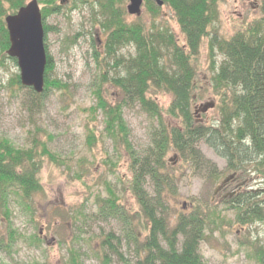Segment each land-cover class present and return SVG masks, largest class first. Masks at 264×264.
<instances>
[{
    "label": "trees",
    "instance_id": "1",
    "mask_svg": "<svg viewBox=\"0 0 264 264\" xmlns=\"http://www.w3.org/2000/svg\"><path fill=\"white\" fill-rule=\"evenodd\" d=\"M38 1L44 4V20L61 8L58 0ZM144 1L151 14L150 24L142 18L133 22L127 19L128 0H72L74 5L78 2L92 5L106 35L102 63L108 66L110 59L113 68L122 69L111 79L103 74L94 91L97 104L89 111L93 118L102 114L105 134L113 141L115 150L127 157L124 192L133 197L139 207L130 212L113 185L106 181L109 196L98 198L100 216L121 221L125 238L137 246V264H207L200 246L208 230L226 218L214 202L198 197H192L188 209L171 216L168 198L178 190L177 177L167 157L175 151L194 169L207 165L211 179L217 182L220 173L199 146L204 142L226 161L229 176L234 175L236 179L239 174H248L264 181V0L262 17L229 39L212 32L218 19L219 0H162L163 5L174 11L185 34L182 43L168 26L158 23L161 14L158 2ZM27 2L0 0V66L5 59L17 63V59L7 54L10 36L5 18L16 14ZM44 26L47 33L50 27L45 23ZM206 38H209L212 58V86L221 100L219 117L211 124L197 123L194 109L199 88L197 64ZM128 46H134V55L128 58L118 55L120 49ZM217 50L224 57L218 67L213 58ZM95 56L97 59L100 56L97 51ZM52 68L48 56L45 90L41 94L24 87L20 75L10 81V86L27 88L30 102L24 104L30 112L41 108L42 99L52 88H67L61 80L51 79ZM107 83L117 91L109 100L104 94ZM131 104H138L151 119L150 142L142 151L133 147L124 118V109ZM87 138L89 146L97 141L93 128L89 129ZM44 157L61 164L43 140L35 138L31 147L19 148L0 136V209L8 218L12 197L17 198L24 209L31 210L34 196L43 192L40 170ZM110 163L114 168L119 166L113 161ZM225 203L235 210V221L240 225L264 224V188L237 192ZM14 233L16 230L11 228L10 242ZM141 235H145L144 238ZM111 237L114 238V234L107 235L103 244L109 245L116 254ZM32 242L42 243V239L36 234ZM3 249L10 252L11 245L0 236V250ZM106 250L101 261L112 264ZM70 253L72 264H81V253L74 248ZM255 258L259 264H264V245L257 250Z\"/></svg>",
    "mask_w": 264,
    "mask_h": 264
},
{
    "label": "rangeland",
    "instance_id": "2",
    "mask_svg": "<svg viewBox=\"0 0 264 264\" xmlns=\"http://www.w3.org/2000/svg\"><path fill=\"white\" fill-rule=\"evenodd\" d=\"M262 2L219 0L218 19L212 32L221 38H231L238 30L262 17ZM57 4L61 8L44 20L45 25L50 27L45 35V46L53 66L49 73L51 79L61 80L67 88H52L42 99L41 108L30 112L24 104L30 102L27 88L10 86V81L20 75L18 64L5 59L0 66V136L19 148L31 147L35 138L43 140L61 163L43 158L40 179L44 190L34 196L31 210L24 209L14 197L10 199L9 218L0 209V236L11 245L10 252L0 250V264H72L71 248L81 253V264H103L101 257L105 249L112 258V264H137V246L125 238L124 225L113 217L100 216L98 202V198L109 196L105 185L107 181L130 212L138 209L135 199L124 192L123 182L127 179L129 162L125 155L115 150L113 141L105 134L102 114L93 118L89 111L97 104L94 91L103 74L111 79L122 69L113 68L110 59V65L102 63L106 35L92 5L81 2L74 5L72 0H58ZM40 6L43 8L44 4ZM160 7L158 23L168 26L180 43L185 42V34L174 11L166 5ZM150 15L144 3L140 16L128 13L127 19L133 22L142 18L150 24ZM96 51L100 55L98 59ZM134 54V46L124 47L118 52L126 58ZM213 58L217 67L224 59L218 50ZM211 65L209 38H206L197 64L199 88L194 106L197 123L201 124H211L219 117L221 100L212 86ZM104 88L108 100L117 94L110 83ZM164 103L167 106L168 100ZM204 104L215 106L202 112ZM124 118L130 128L133 147L142 151L150 142L151 119L138 104L125 107ZM90 128L95 130L97 138L93 146L87 142ZM199 146L205 158L216 166L220 180L215 182L211 179L207 165L194 169L172 151L167 160L177 177L178 192L168 198L171 216L188 209L192 197L214 202L226 219L208 230L200 246L204 261L207 264H259L255 255L264 245V224L240 225L235 221V210L225 200L237 192L254 187L264 188V181L254 175L239 174L221 187L223 180L229 176L226 161L204 142ZM110 161L119 166L114 168ZM249 169L253 170V167ZM147 187L151 192L150 183ZM11 228L16 230L13 242H10ZM36 234L42 243L32 242ZM109 234L115 236L111 239L118 251L116 254L109 245L105 247L103 244ZM144 236L141 235V238Z\"/></svg>",
    "mask_w": 264,
    "mask_h": 264
},
{
    "label": "water",
    "instance_id": "3",
    "mask_svg": "<svg viewBox=\"0 0 264 264\" xmlns=\"http://www.w3.org/2000/svg\"><path fill=\"white\" fill-rule=\"evenodd\" d=\"M163 6L162 0H156ZM144 0H129L127 11L130 15L140 16ZM10 36V48L7 54L17 59L20 69V80L24 87L33 88L36 93H43L46 84V68L48 55L45 46V26L42 8L38 0H30L16 14L5 18ZM214 104H204L201 111L214 108ZM234 175L226 177L222 184L226 185ZM220 187V188H221Z\"/></svg>",
    "mask_w": 264,
    "mask_h": 264
}]
</instances>
